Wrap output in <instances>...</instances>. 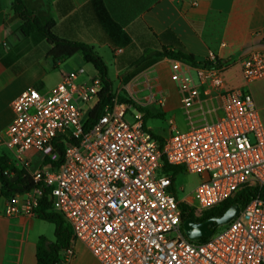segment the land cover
I'll return each instance as SVG.
<instances>
[{
	"label": "built area",
	"instance_id": "1",
	"mask_svg": "<svg viewBox=\"0 0 264 264\" xmlns=\"http://www.w3.org/2000/svg\"><path fill=\"white\" fill-rule=\"evenodd\" d=\"M192 68L173 61L172 80L189 125L179 130L171 124L163 141L145 123L144 110L163 102L149 78L129 96L117 91L113 105L89 130L86 121L104 86L97 72L86 81H80L83 70L68 72L49 93L29 88L12 102L14 119L0 136V147L13 151L29 173L28 152L45 161L47 170L31 173L44 188L25 194V207L34 213L50 190L49 211L60 214L73 232L58 264L70 263L77 241L101 264H264L262 198L205 241L184 234L181 203L199 216L246 186H264V119L254 96L228 89L223 65L195 68V75ZM241 70L247 83L264 80V53L251 52ZM201 93L221 97V114L196 124L191 111ZM165 163L200 176L192 193L178 197ZM14 197L5 210L9 217L19 212Z\"/></svg>",
	"mask_w": 264,
	"mask_h": 264
},
{
	"label": "crops",
	"instance_id": "2",
	"mask_svg": "<svg viewBox=\"0 0 264 264\" xmlns=\"http://www.w3.org/2000/svg\"><path fill=\"white\" fill-rule=\"evenodd\" d=\"M11 3L12 0H0V136L13 121L12 102L22 92L36 88L47 94L65 74L86 65L78 54L54 67L47 57L46 40L38 33L24 34ZM25 3L43 23L55 21L58 37L89 44L103 58L111 53L115 66H120L124 74L135 73L128 69L146 51L158 52L164 47L183 49L200 63L219 60L227 88L249 90L260 112L264 107V100L259 97L260 91H264V80L247 83L241 70V61L251 52L264 53V0H25ZM147 58L134 75H140L135 79L139 82L143 77L149 78L153 90L163 96L162 104L149 107L150 113L168 115L169 130L171 124L186 130L189 120L182 110L179 87L172 80L173 60L159 59L153 54ZM145 71L150 74L141 76ZM86 73L88 80L96 70L86 69ZM119 74L118 78L122 73ZM213 95L205 98L201 93L200 103L191 111L196 124L221 114L222 99L216 93ZM146 124L161 137L169 135L157 132L147 121ZM3 155L23 170L13 151L2 146L0 156ZM26 156L30 159V173L47 170L38 152L30 151ZM14 198L19 212L9 217L5 214L9 199L1 194L0 183V264H38L39 238L54 241L55 226L27 211L29 195ZM74 251L69 264H101L82 242L75 243Z\"/></svg>",
	"mask_w": 264,
	"mask_h": 264
},
{
	"label": "trees",
	"instance_id": "3",
	"mask_svg": "<svg viewBox=\"0 0 264 264\" xmlns=\"http://www.w3.org/2000/svg\"><path fill=\"white\" fill-rule=\"evenodd\" d=\"M11 10L15 16L21 20V29L26 36L38 33L46 40L47 57L52 60L54 67H57L59 63L80 54L84 63L92 65L98 73L104 86L100 93L98 104L89 113L86 121L85 129L89 130L102 116L105 109L113 105V101L117 96L114 82L109 77L108 66L104 61V58L89 44L58 37L55 33V21L51 20L47 23H43L41 19L27 7L25 0H12ZM150 54H153V56H156L159 59L167 58L173 61H179L193 68L222 66L221 62L217 59H215V62L208 59L200 63L196 60L193 54L188 53L183 49L172 50L164 47L158 52H144L142 57L129 67L128 71L135 67H139L148 59L147 57ZM119 100L125 101L126 98L124 96H119ZM148 116L149 114L146 115L145 123ZM154 136L160 141H163V137L155 133ZM54 166H57V164H54ZM164 171L172 175L173 182L176 181L180 174L186 172L185 168L182 166H173L167 163L164 164ZM15 177H17V179L12 181ZM0 183L1 194L8 199H11L16 195L28 194L36 188H44L42 183L35 182L31 173L26 170L17 169L6 155L0 156ZM49 191V189H45V195L39 200L37 207L34 208V213L40 219L55 226V240L50 241L44 236L39 238L37 245L38 264H58L61 260V252L70 247L73 237V232L69 226L65 225L63 217L58 213L49 211L52 207V204L47 197ZM258 197L264 199V186L261 188L246 186L240 190L235 197L227 200L219 207L208 210L199 216L196 215L193 208L185 203H181L180 207L182 209V217L184 221L191 218L196 222H205L210 218L222 216L234 204H239L241 209H243ZM201 240L205 241L206 238H202Z\"/></svg>",
	"mask_w": 264,
	"mask_h": 264
},
{
	"label": "rangeland",
	"instance_id": "4",
	"mask_svg": "<svg viewBox=\"0 0 264 264\" xmlns=\"http://www.w3.org/2000/svg\"><path fill=\"white\" fill-rule=\"evenodd\" d=\"M103 54V53H102ZM111 53L109 54V57H107L105 55L104 57V61L106 62L107 66H108V73H109V77L113 80L114 82V87L116 91H120V94H126L129 96V90L133 91V87L137 85V83L139 81L135 80L138 76L140 75H134L136 73H138L141 70V67H135L132 70L135 71V73H130V75L124 74L123 70L121 69L120 66H115L114 62H113V56L111 55ZM86 69L90 71L93 70V67L90 64H86L85 68H81L78 69L76 71L80 72V70H83V73L80 74V81H85L87 79V76L89 75V73H86ZM118 73H122V75L119 76V78L117 77ZM145 74H150V71H145L144 73L141 74L145 75ZM125 78V79H124ZM128 78V79H126ZM259 97L264 100V91H260L259 93ZM87 109V107L85 108ZM145 114H149V116L147 117V123L157 132L167 136L169 134V122H168V115L165 116L163 115V113H150L149 109L144 110ZM261 114L262 117L264 119V107L261 108ZM128 121H131L130 117H127ZM200 182V176L197 174H191L188 172H184L182 174H180L176 181H175V187L177 189V195L178 197H183L185 195H188L190 193H192V191L195 189V187L199 184ZM183 188V191H182ZM50 225H53L50 223ZM222 227H219V230Z\"/></svg>",
	"mask_w": 264,
	"mask_h": 264
},
{
	"label": "water",
	"instance_id": "5",
	"mask_svg": "<svg viewBox=\"0 0 264 264\" xmlns=\"http://www.w3.org/2000/svg\"><path fill=\"white\" fill-rule=\"evenodd\" d=\"M16 179L17 177L13 178L12 181ZM240 210V205L234 204L222 216L210 218L205 222H196L191 218L187 219L183 222L184 234L192 241L208 238L218 227L228 224L235 218L240 213Z\"/></svg>",
	"mask_w": 264,
	"mask_h": 264
}]
</instances>
